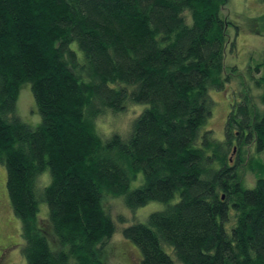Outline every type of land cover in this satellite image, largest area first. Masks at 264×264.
<instances>
[{"label": "trees", "instance_id": "obj_1", "mask_svg": "<svg viewBox=\"0 0 264 264\" xmlns=\"http://www.w3.org/2000/svg\"><path fill=\"white\" fill-rule=\"evenodd\" d=\"M228 3L0 0V165L27 264H106L117 231L107 197L133 211L166 205L123 230L141 264H175L166 248L181 264H264V177L247 188L243 159L231 161L236 146L264 153V62L250 77L261 104L242 94L223 141L206 128L211 90L232 80ZM27 83L36 129L16 114ZM129 103L145 108L128 137H103L97 121Z\"/></svg>", "mask_w": 264, "mask_h": 264}, {"label": "rangeland", "instance_id": "obj_2", "mask_svg": "<svg viewBox=\"0 0 264 264\" xmlns=\"http://www.w3.org/2000/svg\"><path fill=\"white\" fill-rule=\"evenodd\" d=\"M221 14L231 23L227 28L226 67L227 73L232 75V80L227 84L225 92L211 90L210 97L214 106L206 128L212 130L217 140L223 141L227 119L233 105L240 101L241 95L250 96L253 101L260 102L258 100L260 91L252 85L250 77L254 75L259 77L254 69L264 62V1L229 0ZM233 41L234 47H232ZM73 47L77 48V45L73 44ZM144 108V105L129 103L122 112L109 111L97 121V130L105 138L113 134L127 138L133 121ZM16 114L33 129L39 127L42 122L30 83L24 84L19 91ZM251 146L243 147L242 150H237L236 146L231 154L232 163L243 159L239 173L247 188H253L257 178L264 177L260 171L264 167V153L254 154V148ZM49 182L50 173L46 172L38 180L39 192ZM141 182L142 175L138 181L131 183L130 188H137ZM121 200L123 201L122 198L107 197L105 201V206L110 210L116 223L117 231L104 246L100 258L106 264H141L140 250L131 241L125 239L123 230L135 223H145L152 213L164 210L166 205L151 202L133 211ZM39 208L38 218L43 222L48 218L49 209L44 201L40 202ZM121 218L125 221L121 222ZM24 245L22 222L15 214L8 195L7 171L0 165V264H27L22 253ZM166 249L175 264H181L171 249Z\"/></svg>", "mask_w": 264, "mask_h": 264}]
</instances>
